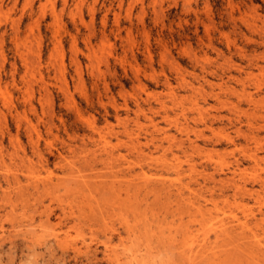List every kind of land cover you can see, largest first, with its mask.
Wrapping results in <instances>:
<instances>
[{
	"label": "rangeland",
	"instance_id": "rangeland-1",
	"mask_svg": "<svg viewBox=\"0 0 264 264\" xmlns=\"http://www.w3.org/2000/svg\"><path fill=\"white\" fill-rule=\"evenodd\" d=\"M99 134L133 178L88 176ZM253 174L264 0H0V250L16 264H264Z\"/></svg>",
	"mask_w": 264,
	"mask_h": 264
},
{
	"label": "bare ground",
	"instance_id": "bare-ground-1",
	"mask_svg": "<svg viewBox=\"0 0 264 264\" xmlns=\"http://www.w3.org/2000/svg\"><path fill=\"white\" fill-rule=\"evenodd\" d=\"M230 103V102H229ZM228 104V103H227ZM120 123H123L122 125H121V128H119V129H114L112 126L110 127V131H113L116 135H120L121 133H123L125 136H126V139H125V141H124V143H123V146L124 147H126V148H128V149H130V150H133L136 154H137V157H139V158H141V156L142 155H146V153L144 152V150H142L141 149V147L139 146V139H138V135H137V133H135V132H133V130L132 129H130L129 128V126H128V124H126V123H124V122H120ZM119 122H118V124H120ZM106 124V123H105ZM107 125V124H106ZM93 126V125H92ZM94 128V127H93ZM102 129V128H101ZM178 130H180L181 128H177ZM105 130V129H104ZM106 132V131H105ZM109 132V131H108ZM103 137V135H100L99 134V140L101 141H103V143H102V145L100 146V147H95V148H92L91 149V152H92V157L91 158H89L88 160H86V161H84L85 163H87V165H88V167H89V170L91 171L90 172V175H88L90 178L91 177H94L93 179H98V180H100V179H104V178H106V177H115V178H117V177H119V178H121V177H126V176H129V177H131V178H133V176L135 175V173H134V166L131 164V161H130V159H127V158H125L126 156H124V163H121V162H118V163H114V161H118V160H121L122 158L121 157H123V155L124 154H122L120 151H119V147H120V145H108L107 144V140H105V138H102ZM173 137V135H171V134H169V133H167L166 131H164V138H167V140L168 139H171ZM226 138L228 139L229 138V136H226ZM91 140L93 141V142H95V139L94 138H91ZM176 140V139H175ZM101 141V142H102ZM185 141V140H184ZM172 142V141H171ZM177 142H179V140L177 141ZM188 142H190L191 143V146L193 145V141L191 140V139H189L188 138ZM182 143V142H181ZM98 145V144H97ZM181 145H183V144H181ZM85 147V146H84ZM168 148V147H167ZM258 148H260V147H258ZM258 148H256L255 147V149H249V150H247L246 151V156L248 157V158H250L251 160H253V161H257V159L259 158L258 157V154H257V150H258ZM84 149H87V148H83L82 150H84ZM70 150H72V148L70 149ZM88 150V149H87ZM73 151V150H72ZM77 151V150H76ZM81 151V150H80ZM89 151H90V148H89ZM23 152V151H22ZM96 152H98V153H96ZM24 155V154H23ZM38 156H39V153H38ZM40 157H41V155H40ZM39 157V158H40ZM22 157H20V159H21ZM28 158V157H27ZM38 158V159H39ZM61 158V157H60ZM24 160V159H23ZM22 159H21V161H23ZM28 160V159H27ZM40 160V159H39ZM42 160V159H41ZM98 161H100L101 163H104L105 164V170H100V169H97V167H96V162H98ZM164 161V165H170L171 167H173V163H171V162H167V161H165V160H163ZM84 163V164H85ZM135 163V162H134ZM148 163V162H147ZM66 165V164H65ZM177 165V164H176ZM86 167V164L85 165H83V166H80L81 168L82 167ZM76 167H78V166H76ZM75 167V169L77 170V168ZM175 167V166H174ZM87 168V167H86ZM67 169H69V177H74V175L73 174H75V173H77V172H75L74 171V169H73V167H71L70 166V168L68 167ZM66 169V170H67ZM235 169H240V166H239V164L237 163L236 164V166H235ZM94 170H96V171H94ZM68 171V170H67ZM79 171H81V170H79L78 169V172ZM94 171V172H93ZM67 173V172H66ZM68 174V173H67ZM53 175V174H52ZM71 175V176H70ZM62 176V175H61ZM68 176L66 177V175H65V178H68ZM80 176H82V177H84V175L82 174H80L79 175V173H78V175L76 176L77 178L78 177H80ZM48 177H49V175H48ZM48 177H47V179H48ZM56 177V176H55ZM63 177H64V175H63ZM252 177L255 179V180H260V181H263L264 180V177L263 176H261L260 174H253L252 175ZM18 178V177H17ZM35 178V177H34ZM38 178V177H37ZM51 177H49V179H50ZM59 178V177H58ZM57 178V179H58ZM47 179H45V181L47 180ZM38 180H39V178H38ZM62 180V182H63V179L62 178H59L58 179V181L60 182ZM73 180H76V178L75 179H73ZM232 180V179H231ZM52 180H48V182L47 183H49V182H51ZM54 182L56 181V179L55 180H53ZM53 181H52V183H53ZM245 181V180H244ZM59 182H57V183H59ZM101 182H104V180H102ZM52 183H50L51 185L50 186H52L53 184ZM42 184H44L45 185V183H43L42 182ZM46 185H48V184H46ZM45 185V187H48V186H46ZM37 186V185H36ZM43 186V185H42ZM233 187H234V189L236 190V191H240V190H245V191H251V189L250 188H248L247 186H246V184L245 183H241V182H236V181H233ZM45 190V189H44ZM233 191V190H232ZM39 192H41V190L39 191ZM236 193V192H235ZM240 193V192H239ZM43 194V193H42ZM234 194V193H233ZM45 195V194H44ZM237 195H238V193H237ZM246 195H247V193H246ZM194 219V218H193ZM195 222V221H194ZM194 224V223H193ZM234 226H237V227H240V228H246V229H248V230H250V227H249V225H248V223H247V221H244V222H240V221H238L237 223H234L233 224ZM188 230V229H187ZM221 230H223V229H221ZM202 233V232H201ZM191 234V233H190ZM230 234V233H229Z\"/></svg>",
	"mask_w": 264,
	"mask_h": 264
},
{
	"label": "clouds",
	"instance_id": "clouds-1",
	"mask_svg": "<svg viewBox=\"0 0 264 264\" xmlns=\"http://www.w3.org/2000/svg\"><path fill=\"white\" fill-rule=\"evenodd\" d=\"M0 249H2V247H0ZM8 257L7 260H5V257ZM16 260H17V254L15 253L14 250H0V264H16ZM170 262V254L169 256H163L161 255L160 257L157 258L155 264H169ZM21 264H23V262L21 261Z\"/></svg>",
	"mask_w": 264,
	"mask_h": 264
}]
</instances>
